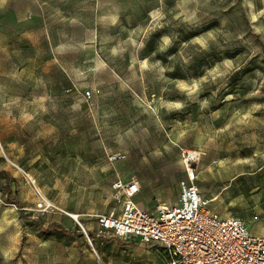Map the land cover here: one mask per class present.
Instances as JSON below:
<instances>
[{
	"label": "rangeland",
	"instance_id": "1",
	"mask_svg": "<svg viewBox=\"0 0 264 264\" xmlns=\"http://www.w3.org/2000/svg\"><path fill=\"white\" fill-rule=\"evenodd\" d=\"M188 174L264 231V0H0V264H163L97 216Z\"/></svg>",
	"mask_w": 264,
	"mask_h": 264
},
{
	"label": "built area",
	"instance_id": "2",
	"mask_svg": "<svg viewBox=\"0 0 264 264\" xmlns=\"http://www.w3.org/2000/svg\"><path fill=\"white\" fill-rule=\"evenodd\" d=\"M194 179L178 182L176 202L151 208L133 201L141 189L135 177L114 181L119 213L98 215L97 235L160 251L163 264H264V232L251 234L240 217L209 210ZM47 208L40 199L34 207Z\"/></svg>",
	"mask_w": 264,
	"mask_h": 264
},
{
	"label": "bare ground",
	"instance_id": "3",
	"mask_svg": "<svg viewBox=\"0 0 264 264\" xmlns=\"http://www.w3.org/2000/svg\"><path fill=\"white\" fill-rule=\"evenodd\" d=\"M196 156H197V155H196L195 153H192V152H188L187 155H186V157H187L188 160L193 159V158H195ZM208 202H209V203L213 202V199H210ZM59 210H61V209H59ZM68 215H69L71 218H73L74 220H78V218H77L76 215H73V214H68ZM79 226H80V225H79Z\"/></svg>",
	"mask_w": 264,
	"mask_h": 264
},
{
	"label": "water",
	"instance_id": "4",
	"mask_svg": "<svg viewBox=\"0 0 264 264\" xmlns=\"http://www.w3.org/2000/svg\"><path fill=\"white\" fill-rule=\"evenodd\" d=\"M81 229H82V232H83L84 234H86L85 230H84L83 228H81Z\"/></svg>",
	"mask_w": 264,
	"mask_h": 264
},
{
	"label": "crops",
	"instance_id": "5",
	"mask_svg": "<svg viewBox=\"0 0 264 264\" xmlns=\"http://www.w3.org/2000/svg\"><path fill=\"white\" fill-rule=\"evenodd\" d=\"M262 232H264V231H262ZM262 232H260V233H262ZM134 246H136V245H134Z\"/></svg>",
	"mask_w": 264,
	"mask_h": 264
}]
</instances>
